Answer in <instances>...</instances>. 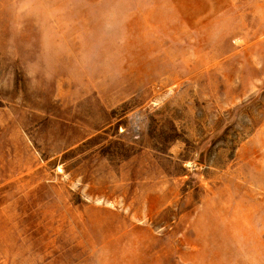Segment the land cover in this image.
<instances>
[{"label": "rangeland", "instance_id": "1", "mask_svg": "<svg viewBox=\"0 0 264 264\" xmlns=\"http://www.w3.org/2000/svg\"><path fill=\"white\" fill-rule=\"evenodd\" d=\"M0 264H264V0H0Z\"/></svg>", "mask_w": 264, "mask_h": 264}]
</instances>
